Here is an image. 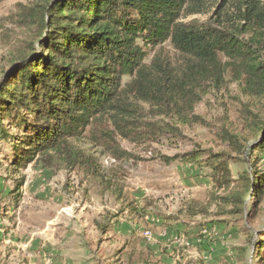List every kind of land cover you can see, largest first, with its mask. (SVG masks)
Instances as JSON below:
<instances>
[{
  "label": "rangeland",
  "instance_id": "374dc122",
  "mask_svg": "<svg viewBox=\"0 0 264 264\" xmlns=\"http://www.w3.org/2000/svg\"><path fill=\"white\" fill-rule=\"evenodd\" d=\"M33 1H0V82L19 48L31 41L16 14L19 4ZM247 1L191 0L188 11L197 12L181 20L229 29ZM241 38L264 63V33L256 43L251 33ZM163 50L173 64L182 61L168 42ZM199 94L194 114L204 124L151 117L149 104L131 97L123 124L154 121L181 134L135 138L137 131L123 134L104 117L70 141L78 153L72 165L64 155L51 154L17 169L12 142L0 138V264H131L130 255L140 252L147 255L145 264H264L263 249L257 248L264 232V194L260 203L248 194L243 213L220 214L217 204L208 207L212 193H224L213 185L208 168L159 158L190 150L205 158L212 151L227 154L233 179L253 170L264 173V149H252L261 135L254 137L245 119L248 109L264 122V97L245 94L242 81L229 71L218 83L204 82ZM0 120L12 140L21 137L8 119ZM223 130L238 143L225 141ZM197 203L208 212L191 215Z\"/></svg>",
  "mask_w": 264,
  "mask_h": 264
},
{
  "label": "trees",
  "instance_id": "16d2710c",
  "mask_svg": "<svg viewBox=\"0 0 264 264\" xmlns=\"http://www.w3.org/2000/svg\"><path fill=\"white\" fill-rule=\"evenodd\" d=\"M190 1L36 0L28 6L19 4L16 22L28 31L31 41L19 48L0 82V118L8 119L21 133L12 140L0 120V138L12 142L17 169L51 154L64 155L70 165L77 163L78 153L70 141L83 137L104 117L123 134L137 131L135 138L181 134L175 126L154 121L123 124L128 121L123 115L129 111L131 97L149 104L151 117L171 116L184 125L204 124L194 114L200 88L207 81H222L227 71L242 81L245 94L264 97V63L253 44L241 38L243 33L254 35L253 43L262 38L264 3L247 1L237 24L227 29L196 20L183 22V14L197 12L188 11ZM167 42L182 61L173 64L168 59L163 50ZM245 114L251 134L261 135L252 149H264V122L248 109ZM222 136L238 143L226 130ZM159 158L166 164L179 159L208 168L215 188L224 191L212 193L208 207L217 204L220 214L243 213L248 194L258 203L264 194V173L253 170L233 179L225 153L208 151L207 157L199 158L198 150H190ZM197 204L198 209L190 207L191 215L208 212V207ZM257 244L263 249L264 262V232ZM132 254L131 264L147 262L146 253Z\"/></svg>",
  "mask_w": 264,
  "mask_h": 264
},
{
  "label": "built area",
  "instance_id": "2783aa9c",
  "mask_svg": "<svg viewBox=\"0 0 264 264\" xmlns=\"http://www.w3.org/2000/svg\"><path fill=\"white\" fill-rule=\"evenodd\" d=\"M145 234H146L145 236L149 239L150 236H149L148 232H146Z\"/></svg>",
  "mask_w": 264,
  "mask_h": 264
}]
</instances>
